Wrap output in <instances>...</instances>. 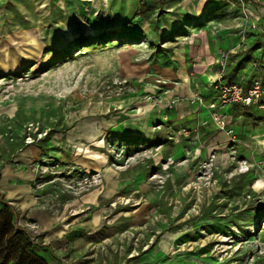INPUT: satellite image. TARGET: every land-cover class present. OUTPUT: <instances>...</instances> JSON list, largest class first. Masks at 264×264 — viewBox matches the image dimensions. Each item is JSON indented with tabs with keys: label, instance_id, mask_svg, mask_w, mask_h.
Segmentation results:
<instances>
[{
	"label": "rangeland",
	"instance_id": "1",
	"mask_svg": "<svg viewBox=\"0 0 264 264\" xmlns=\"http://www.w3.org/2000/svg\"><path fill=\"white\" fill-rule=\"evenodd\" d=\"M203 3L0 0V206L48 264H264V97L224 94L264 32L208 38Z\"/></svg>",
	"mask_w": 264,
	"mask_h": 264
},
{
	"label": "crops",
	"instance_id": "2",
	"mask_svg": "<svg viewBox=\"0 0 264 264\" xmlns=\"http://www.w3.org/2000/svg\"><path fill=\"white\" fill-rule=\"evenodd\" d=\"M198 1L202 3L204 2L201 8L204 14L202 16H198L199 18L191 22H193L192 24H195L194 26L196 27L197 32L200 31L201 28L202 30L204 29L207 31L209 36L208 38H232L239 40L241 37L240 32L242 31V26L245 21L244 15H248L250 21L254 24L256 23L259 26H262V30L258 31L264 32V0H241V4L244 7L243 10L240 8V3H236L235 1H232L230 4L226 3L224 0ZM184 12L185 10L181 12L180 15ZM126 13H129V10ZM189 15L191 14L189 13ZM175 21L176 19H174L173 22L175 23ZM213 22H215V24H213ZM194 26H188L189 35H191ZM191 47L192 46L189 44L186 45L183 52L179 53L180 55L183 54L180 57L185 58L188 54L190 56H194V59L196 60L194 70H199V72L205 69L208 70L209 66L214 63L213 55L217 54L219 49L209 43H205V45L201 46L199 50L191 49ZM263 102L264 100H261V103ZM29 157L30 156L28 154L24 153L22 154V158H20V160L18 156L17 162H28L30 161Z\"/></svg>",
	"mask_w": 264,
	"mask_h": 264
},
{
	"label": "trees",
	"instance_id": "3",
	"mask_svg": "<svg viewBox=\"0 0 264 264\" xmlns=\"http://www.w3.org/2000/svg\"><path fill=\"white\" fill-rule=\"evenodd\" d=\"M0 264H48L30 234L16 225L14 210L0 206Z\"/></svg>",
	"mask_w": 264,
	"mask_h": 264
},
{
	"label": "built area",
	"instance_id": "4",
	"mask_svg": "<svg viewBox=\"0 0 264 264\" xmlns=\"http://www.w3.org/2000/svg\"><path fill=\"white\" fill-rule=\"evenodd\" d=\"M225 95H228L229 100L241 101L245 104H249L251 101L259 102L261 98L264 97V80H255L246 89L239 86H229L224 89Z\"/></svg>",
	"mask_w": 264,
	"mask_h": 264
},
{
	"label": "bare ground",
	"instance_id": "5",
	"mask_svg": "<svg viewBox=\"0 0 264 264\" xmlns=\"http://www.w3.org/2000/svg\"><path fill=\"white\" fill-rule=\"evenodd\" d=\"M204 76H205L206 78H211V77H213L210 73H205ZM204 76H203V77H204ZM205 80H206V79H205Z\"/></svg>",
	"mask_w": 264,
	"mask_h": 264
}]
</instances>
